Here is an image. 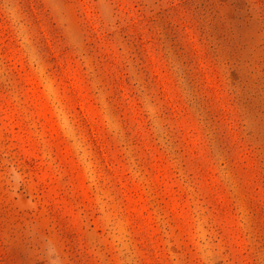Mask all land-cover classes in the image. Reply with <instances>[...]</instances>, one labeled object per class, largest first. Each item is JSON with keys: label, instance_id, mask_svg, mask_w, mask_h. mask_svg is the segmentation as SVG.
I'll use <instances>...</instances> for the list:
<instances>
[{"label": "rangeland", "instance_id": "rangeland-1", "mask_svg": "<svg viewBox=\"0 0 264 264\" xmlns=\"http://www.w3.org/2000/svg\"><path fill=\"white\" fill-rule=\"evenodd\" d=\"M0 264H264V0H0Z\"/></svg>", "mask_w": 264, "mask_h": 264}]
</instances>
